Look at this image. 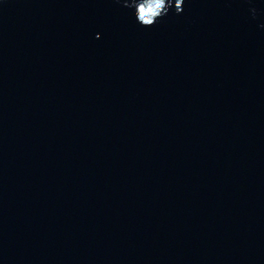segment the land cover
I'll return each instance as SVG.
<instances>
[{"label": "water", "instance_id": "1", "mask_svg": "<svg viewBox=\"0 0 264 264\" xmlns=\"http://www.w3.org/2000/svg\"><path fill=\"white\" fill-rule=\"evenodd\" d=\"M0 2V264H264V0Z\"/></svg>", "mask_w": 264, "mask_h": 264}, {"label": "snow or ice", "instance_id": "2", "mask_svg": "<svg viewBox=\"0 0 264 264\" xmlns=\"http://www.w3.org/2000/svg\"><path fill=\"white\" fill-rule=\"evenodd\" d=\"M0 2H2V0H0ZM183 3H184V0H176L175 2L176 9H179L180 11H182ZM164 4H165V0H156V3L149 5V8L151 10V16H148L144 13L143 6L141 5L140 9L138 10V12L135 13V15L138 16L139 21L143 22V24L153 26L154 25L153 17L160 16V14L158 13V9L163 7Z\"/></svg>", "mask_w": 264, "mask_h": 264}]
</instances>
